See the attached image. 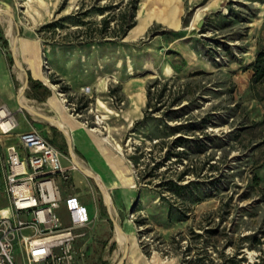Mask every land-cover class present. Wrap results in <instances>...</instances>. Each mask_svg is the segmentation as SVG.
Listing matches in <instances>:
<instances>
[{
	"label": "rangeland",
	"instance_id": "374dc122",
	"mask_svg": "<svg viewBox=\"0 0 264 264\" xmlns=\"http://www.w3.org/2000/svg\"><path fill=\"white\" fill-rule=\"evenodd\" d=\"M15 1L13 10L0 8L15 19L0 16L2 31L11 21L12 34H18L16 15L33 26L34 8V38L49 84L69 103L70 113L81 109L78 118L88 129H99V140L107 138L108 143H102L137 174L146 199L144 207L136 204L130 213L135 214L132 223L143 253L166 264H263L264 197L253 187V178L258 176L264 188V79H253L247 60L256 43L264 47V0L247 5L244 0H138L134 24L124 37L82 45L63 38L89 26L99 28L104 16L120 20L132 12L136 0ZM46 7L52 15L47 11L50 16L40 19ZM86 10L89 14L82 16ZM55 20H62L64 28L54 39H43L39 29ZM10 45L0 41L9 60ZM167 66L170 74L163 72ZM12 67L17 69L14 63ZM71 77L82 85L74 103L62 90ZM140 91L146 104L150 101L143 111L148 119L145 124L126 123L122 111ZM177 127L172 134L169 128ZM179 137L185 145L172 150ZM171 152L182 154L166 159ZM171 180L185 188L172 190L167 183ZM95 196L103 217L90 226L104 227L99 243L106 244L114 226L101 188H95ZM4 201L0 192V207L7 208ZM113 207L114 218L123 226L130 213L118 216ZM89 208L92 217L93 203ZM143 219L147 223L139 226L136 222ZM97 248L92 252L116 264L114 249H102L101 244ZM14 257L16 264H25L18 249ZM102 257H89L84 264H102Z\"/></svg>",
	"mask_w": 264,
	"mask_h": 264
},
{
	"label": "crops",
	"instance_id": "0c3cea01",
	"mask_svg": "<svg viewBox=\"0 0 264 264\" xmlns=\"http://www.w3.org/2000/svg\"><path fill=\"white\" fill-rule=\"evenodd\" d=\"M224 1L226 0H214L215 3ZM254 1L256 0H244V4L247 5L246 3H253ZM17 4L18 3L15 0H0V8L2 9L13 10ZM32 5L34 7V1L32 2ZM30 9L33 21V26L31 27L26 26V23H24L17 15L15 16L19 32L16 50L17 58L26 70L28 76L46 86L50 90V95L43 99V101H38L37 99L28 96L26 98V96H24L25 103L34 107L36 111L61 122L62 128L71 138L73 155L76 161L82 168L99 177L104 182L110 192L111 200L114 206L113 209L117 211L118 216L123 214L128 216L134 205H141L146 199V197L141 196L138 184L133 175L132 165L120 156L117 151L115 152L110 149V147L105 146V142L102 143L97 135L87 128L86 123H84L82 119H79L80 117L78 118L72 115L68 108L69 103H65L66 101H64V99L62 101L58 96V92L55 91L56 89L52 88L50 84H47L50 83V74L48 71L44 72L42 67L39 42L38 39L34 38L33 32L34 8L30 7ZM47 11L51 12L47 7L45 8V13L41 10L42 17H38L40 19H44L45 16L49 15L47 14ZM50 15H52V12ZM37 22H39L38 19H36V23ZM8 25L9 24H7V26ZM1 27L2 25L0 22V28ZM7 29L6 31H2L3 36L7 41V44L3 43V45H9L11 43ZM263 49L264 47H261L258 43H256L254 45V53L250 52L251 58L247 60L248 64L253 62L257 54ZM22 73L12 67L6 52L4 49L0 48V106H6L11 112H13L17 122V126L10 134L5 135L0 129V163L1 156H5L6 146H20L18 138L19 134L30 130H36L62 153V165L66 169L70 170L73 162L69 152V142L65 134L50 122L38 118L21 109L19 92L25 79L24 73ZM65 87L67 88L65 92H67L68 101L70 103L78 101V99L73 97V95H75V93L80 91L82 88L80 81L75 77H71L67 80ZM29 89L28 85L27 92ZM139 94L140 96L138 97L131 96L129 98L128 107L122 111V117L126 123H138L144 118L143 111L145 105H147L146 96L145 93H141V91ZM79 110L81 111V109ZM107 143L108 142H106V144ZM58 184L60 186L62 198H65L68 195L77 196L82 204L87 207L88 212H90V203H93L95 213L92 217L90 216L92 220L91 223L94 224L95 219H97L96 221L98 222L101 221V218L103 217L101 205L95 196V188H100V186L94 179L85 176L77 169L71 171V179L69 182L59 180ZM3 196L5 199L4 204L7 205V208L2 205L0 210L4 214H8V200L4 194ZM141 207L144 206L141 205ZM58 211L61 212L60 217L64 224H69L68 214L65 207L61 206ZM107 212L111 220L110 214L114 217L113 212L112 210L109 212L108 209ZM89 226L78 230L80 236L75 242V252L78 264H84V262L86 263V260L93 256L97 259H101L100 257L102 256L99 257V254L92 252L93 250L98 249L97 247L99 244H101L102 249H114L113 251L117 253L115 258L119 257L120 259L123 253L119 250L118 243L114 239V230L108 243L102 244V242L99 243V241H101L99 237L100 235H103L104 227H97L96 225ZM121 227L123 231H126L129 235L128 244L130 246L124 264H166V261L160 257H147L143 253L138 243L136 228L133 223L129 221V219H125L123 226ZM23 232L26 235L30 234L29 230H24ZM16 249L19 250V254L26 264L22 248L19 243L16 244L15 250ZM115 258L112 261L118 262L119 259L115 260ZM102 260H104L102 261V264H109V260H107V258L102 257Z\"/></svg>",
	"mask_w": 264,
	"mask_h": 264
},
{
	"label": "built area",
	"instance_id": "2783aa9c",
	"mask_svg": "<svg viewBox=\"0 0 264 264\" xmlns=\"http://www.w3.org/2000/svg\"><path fill=\"white\" fill-rule=\"evenodd\" d=\"M71 114L82 117L75 108ZM16 126L14 113L0 106L3 134H10ZM18 138L20 146H6L5 156H1L0 190L8 200L9 213L0 210V264H16L14 251L18 243L26 264H78V230L92 220L77 196L61 197L58 184L59 180L69 182L71 171L77 168L72 164L70 170L66 169L62 153L38 131L23 132ZM133 174L137 177L135 171ZM61 206L68 214L67 225L57 213ZM134 216L129 214L130 222H134ZM24 230L30 234H24Z\"/></svg>",
	"mask_w": 264,
	"mask_h": 264
},
{
	"label": "trees",
	"instance_id": "16d2710c",
	"mask_svg": "<svg viewBox=\"0 0 264 264\" xmlns=\"http://www.w3.org/2000/svg\"><path fill=\"white\" fill-rule=\"evenodd\" d=\"M137 2L138 0H136L131 8H132V12L130 14H125L122 15L120 20H115L114 18L107 17L104 16L102 18V20L99 23V28H91L90 26L84 31V30H77L75 32H70L67 33L65 35V37L63 39H65L68 43H72L74 41H76V44L82 45L85 43H96V42H106L108 41L107 39H118V38H122L126 35L128 29H130L132 27V25L134 24L133 19L137 10ZM109 8H100L98 11L99 13L103 14V12L105 10H107ZM89 10L84 11L81 15L82 16H87L89 14L88 12ZM115 21V27L111 26V22ZM84 23V22H81ZM64 28L63 26V22L62 20H55L52 22H49L45 25H43L40 29H39V33H41V36L43 39L48 40V39H54V36L57 35V30ZM98 33L99 36H95L94 33ZM50 35V36H49ZM94 35V36H92ZM71 37L74 38V40H70ZM0 41H2L4 44H7V41L5 40L2 30L0 28ZM110 41V40H109ZM64 42V43H67ZM10 63L12 64L13 61L10 58ZM248 67L252 68L253 72H254V80L255 81H260L264 79V49L261 50L257 56L255 61H253L252 63H250L248 65ZM29 91L27 92V96L28 97H32L34 99H37L38 101H43V99L47 98L50 95V90L44 86L41 82L39 81H35L33 80L30 76H29ZM62 90L65 92L67 90L66 87H62ZM148 99H151L149 91H148ZM147 106H150V101L148 100L147 102ZM148 116H144L143 120L136 123V124H145V122L147 121ZM171 131L173 130L172 134L175 132V130L180 129L179 127L177 128H169ZM175 129V130H174ZM53 143V142H52ZM185 140L182 137L176 138V140L173 142L172 145V150H174L177 147H183L185 144ZM182 153L177 152H171L167 155L166 159H169L171 155H176L178 157H181ZM141 155V154H140ZM136 159V158H135ZM160 166V164L158 163L155 167L158 168ZM154 168V169H156ZM183 176H180L179 178H182ZM168 185L171 186L172 190H180L185 188V185H179V182H176V180H171L167 182ZM177 189H175V188ZM253 187L255 188H259V191L261 192L262 196L264 197V188L260 187V178L258 176H254L253 178ZM160 197H164L162 194L160 195ZM139 226H143L147 223V220L143 219L140 220L138 222H136ZM198 236V235H197ZM257 241V240H255ZM264 264V263H263Z\"/></svg>",
	"mask_w": 264,
	"mask_h": 264
},
{
	"label": "water",
	"instance_id": "95a60500",
	"mask_svg": "<svg viewBox=\"0 0 264 264\" xmlns=\"http://www.w3.org/2000/svg\"><path fill=\"white\" fill-rule=\"evenodd\" d=\"M3 15H8L12 20H15L14 19V15L11 13V12H8V11H0V16H3ZM17 24V22H16ZM202 26V22L199 23L198 27H201ZM18 36H19V32L18 34L15 36V40L11 42V57H12V60H13V63H14V66L21 72L24 73V76H25V79H24V82H23V86L19 92V97L21 96H24L26 90L28 89V85H29V76L26 72V70L24 69V67L22 66V64L20 63V61L18 60L17 58V53H16V50H17V40H18ZM21 105V109L22 110H25L27 111L28 113L38 117V118H41L43 120H46L47 122H50L51 124H53L57 129H59L61 132H63L65 134V136L67 137L68 139V142H69V152H70V156H71V159H72V162L73 164L75 165V167L80 170L85 176L89 177V178H92L94 179L100 186L101 188V191H102V194H103V197H104V202H105V206L106 208L108 209L109 212H111L112 210V200H111V196H110V192L108 190V188L106 187V185L104 184V182L97 176L91 174L90 172H88L87 170H85L84 168H82L79 163L76 161L74 155H73V148H72V143H71V138L69 136V134L62 128V126L58 125L57 123H55V120L54 118L50 117V116H47V115H44L36 110H29L26 106ZM111 216V220H112V223H113V226L115 229H117L119 232H123V229L122 227L120 226L119 222L110 214ZM128 249H129V244L127 243L126 244V247H125V250L122 254V257H121V260L118 264H124V261L127 257V254H128Z\"/></svg>",
	"mask_w": 264,
	"mask_h": 264
},
{
	"label": "bare ground",
	"instance_id": "6f19581e",
	"mask_svg": "<svg viewBox=\"0 0 264 264\" xmlns=\"http://www.w3.org/2000/svg\"><path fill=\"white\" fill-rule=\"evenodd\" d=\"M0 11H2V12H4L2 9H0ZM140 14V13H139ZM13 28H12V24H11V21L9 22V25H8V29H7V33H8V35L9 36H13L12 37V40L14 41L15 40V36L12 34L13 33ZM153 58H154V56H153ZM144 59V58H143ZM126 68V67H125ZM129 70H130V74L131 73H133V69H132V66L131 65H129ZM164 74H170L171 72H172V69H171V67L170 66H167V67H165V69H164ZM22 73V72H21ZM23 74V73H22ZM47 84H49V83H47ZM50 86L52 87V88H55V86L54 85H52V84H50ZM61 94H59V96H60ZM61 100L63 101V98H61ZM20 103L22 104V105H24V106H26L29 110H35V108L34 107H32V106H30V105H28V104H26L25 103V98H24V96H21L20 97ZM99 103L103 106V103L102 102H100L99 101ZM111 112V111H110ZM107 116H103V118H106ZM55 120V119H54ZM101 121L99 120V123H100ZM55 123H57L58 125H60V126H62V124H61V122H59L58 120H55ZM90 131L91 132H93V133H97V132H99V129H97V128H92V129H90ZM102 141H106L107 142V138H104ZM114 239L116 240V242L118 243V247H119V250L123 253L124 252V250H125V247H126V244L129 242V235H128V233L126 232V231H123V232H119L117 229H114ZM114 240V241H115ZM131 241V240H130ZM136 242V241H135ZM136 244H137V242H136ZM130 247V246H129ZM130 249V248H129ZM131 257V256H130ZM132 258V257H131ZM120 260H121V258L118 260V262H116V264H118L119 262H120Z\"/></svg>",
	"mask_w": 264,
	"mask_h": 264
}]
</instances>
